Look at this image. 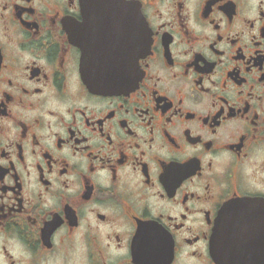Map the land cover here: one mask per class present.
<instances>
[{
	"label": "flooded vegetation",
	"instance_id": "af4514ba",
	"mask_svg": "<svg viewBox=\"0 0 264 264\" xmlns=\"http://www.w3.org/2000/svg\"><path fill=\"white\" fill-rule=\"evenodd\" d=\"M110 5L0 0V264H264V0Z\"/></svg>",
	"mask_w": 264,
	"mask_h": 264
},
{
	"label": "water",
	"instance_id": "95a60500",
	"mask_svg": "<svg viewBox=\"0 0 264 264\" xmlns=\"http://www.w3.org/2000/svg\"><path fill=\"white\" fill-rule=\"evenodd\" d=\"M87 1H90L92 2L94 5L96 6H100V7H108L110 8L111 7V3H115V2H122L123 0H87ZM109 4V5H107ZM140 44L136 45V48H135V51H139L140 49ZM97 86H101V85H98L96 84ZM97 86H93V87H97ZM98 89V87H97ZM100 89H106L105 87L101 86ZM240 202H242V204L240 205V208H248L250 207V204L252 202V200H247V199H243V200H240ZM224 215L223 213L219 215L218 219H217V225H216V230L214 231L213 233V236H217L215 237L216 239H218V242H219V253L220 255H222V248H223V236H224ZM151 231H154L156 232V230H151Z\"/></svg>",
	"mask_w": 264,
	"mask_h": 264
}]
</instances>
